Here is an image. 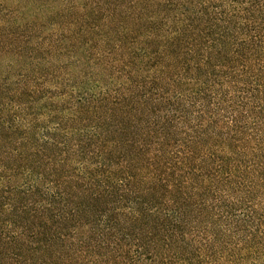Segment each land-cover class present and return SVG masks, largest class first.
<instances>
[{"label": "trees", "instance_id": "trees-1", "mask_svg": "<svg viewBox=\"0 0 264 264\" xmlns=\"http://www.w3.org/2000/svg\"><path fill=\"white\" fill-rule=\"evenodd\" d=\"M0 264H264V0H0Z\"/></svg>", "mask_w": 264, "mask_h": 264}]
</instances>
